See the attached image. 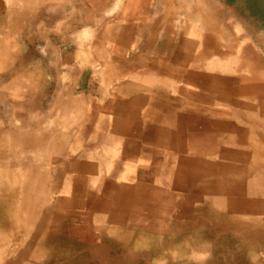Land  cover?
<instances>
[{
    "label": "rangeland",
    "instance_id": "374dc122",
    "mask_svg": "<svg viewBox=\"0 0 264 264\" xmlns=\"http://www.w3.org/2000/svg\"><path fill=\"white\" fill-rule=\"evenodd\" d=\"M91 2L0 0V264H264V0Z\"/></svg>",
    "mask_w": 264,
    "mask_h": 264
},
{
    "label": "bare ground",
    "instance_id": "6f19581e",
    "mask_svg": "<svg viewBox=\"0 0 264 264\" xmlns=\"http://www.w3.org/2000/svg\"><path fill=\"white\" fill-rule=\"evenodd\" d=\"M11 1H13V0H10V2ZM20 3H22L23 5H28V6H33V5H35L37 2H39V1H42V0H18ZM49 1V0H48ZM75 1V0H74ZM113 1V0H112ZM9 2V1H8ZM73 2V1H72ZM108 2V1H107ZM69 3V2H68ZM14 4V3H13ZM90 4H95V7L97 6L96 4L97 3H95V0H92V2L90 3ZM3 5V4H2ZM64 5V4H63ZM66 5V4H65ZM58 6V5H57ZM56 6V7H57ZM107 6V5H106ZM1 7H3V6H1ZM69 7V6H68ZM80 7V6H79ZM98 7H100V6H98ZM109 7V6H108ZM111 7V6H110ZM163 7V6H162ZM47 8H49V7H47ZM53 9V8H52ZM88 9V8H87ZM86 9V10H87ZM112 9V8H111ZM24 10V9H23ZM79 10V9H78ZM82 10V9H81ZM85 10V9H84ZM21 11V10H20ZM34 11V10H33ZM71 11V10H70ZM75 11V10H74ZM80 11V10H79ZM110 11V10H109ZM129 11V10H128ZM184 11V10H183ZM67 12H69V11H67ZM76 12V11H75ZM27 13V12H26ZM77 13H79L78 11H77ZM101 13V12H100ZM90 14V13H89ZM119 14V13H118ZM25 15V14H24ZM46 15V14H45ZM78 15V14H77ZM79 15H80V13H79ZM2 16V15H1ZM66 16V15H65ZM87 16V15H86ZM75 17V16H74ZM90 17V16H89ZM206 17V16H205ZM208 17V16H207ZM59 18V17H58ZM98 18V17H97ZM202 18H203V16H202ZM121 19V18H120ZM214 19V18H213ZM2 20V19H1ZM18 20V19H17ZM50 20V19H49ZM184 20V19H183ZM188 20V19H187ZM211 20V19H210ZM46 21V20H45ZM209 21V20H208ZM49 22H51V21H49ZM62 22V21H61ZM92 23H94L95 25H96V23L95 22H92ZM107 23V22H106ZM214 23V22H213ZM44 25H45V23H44ZM49 25V24H48ZM203 25V24H202ZM214 25H215V23H214ZM141 26V25H140ZM208 26V25H207ZM56 27H57V25H56ZM61 27V26H60ZM142 27V26H141ZM19 28L21 29V31L23 32V35H24V38L27 40V41H29V43H35V41L36 40H38V38H39V35L36 33L35 35H34V32L31 34V33H29V31H32L31 29H27V30H22V26H19ZM37 28V27H36ZM35 28V31H38V29H36ZM40 28V27H39ZM47 28V27H46ZM64 28V27H63ZM103 28V27H102ZM54 30H56V29H54ZM216 30H217V27H216ZM15 31V30H14ZM13 31V32H14ZM20 31V30H19ZM41 31V30H40ZM39 31V32H40ZM213 31V30H212ZM218 31V30H217ZM220 31V30H219ZM218 31V32H219ZM18 32V31H17ZM16 32V33H17ZM38 32V33H39ZM43 32V31H42ZM53 32V31H52ZM99 32V31H98ZM209 32H210V30H209ZM47 33V32H46ZM56 33V32H55ZM100 33V32H99ZM212 33H214V32H212ZM13 34V33H12ZM11 34V35H12ZM220 34V33H219ZM61 35V34H60ZM208 35V34H207ZM214 35H215V33H214ZM41 36H42V34H41ZM97 36V35H96ZM217 36V35H216ZM10 37V36H9ZM47 37V36H46ZM77 37V36H76ZM214 37V36H213ZM73 38V37H72ZM216 38V37H215ZM44 38L42 37V40H43ZM46 39V38H45ZM48 39V38H47ZM6 40H7V38H6ZM15 40V39H14ZM95 40V39H94ZM40 41V40H39ZM97 41V40H96ZM6 42V41H5ZM15 42H16V40H15ZM14 42V43H15ZM77 42H78V40H77ZM100 42V41H99ZM98 42V43H99ZM136 42V41H135ZM18 44V43H17ZM135 44V43H134ZM224 44V43H223ZM3 45V44H2ZM19 45V44H18ZM80 45V44H79ZM17 46V45H16ZM22 46V45H21ZM36 46V45H35ZM39 46V45H38ZM48 46H49V44H48ZM33 48V47H32ZM48 50V49H47ZM78 50V49H77ZM80 50V49H79ZM16 51H18V50H16ZM32 51V50H31ZM46 51V50H45ZM87 51V50H86ZM80 52H81V50H80ZM17 53V52H16ZM48 53H49V51H48ZM24 54H26V53H24ZM135 54V53H134ZM16 56H18L17 54H16ZM26 56H27V54H26ZM42 56V55H41ZM51 56V55H50ZM94 57V56H93ZM26 58V57H25ZM46 58V57H45ZM41 59H42V57H41ZM54 59V58H53ZM62 59V58H61ZM53 61V60H52ZM118 61V60H117ZM116 61V62H117ZM139 61V60H138ZM144 61V60H143ZM96 62H98L97 60H96ZM140 63V62H139ZM51 65V64H50ZM143 65H144V63H143ZM48 66V65H47ZM57 71V70H56ZM32 72V71H31ZM67 72V71H66ZM69 72H71V71H69ZM54 73V72H53ZM1 74V73H0ZM33 75V74H32ZM92 76H93V78H91V79H89V82L90 81H92V80H94L95 81V77H97V74H96V72L95 73H93L92 74ZM107 76V75H106ZM8 78V77H7ZM11 79V78H10ZM1 81V80H0ZM16 83V82H15ZM21 83V82H20ZM113 84V83H112ZM118 84H119V82H118ZM19 85V84H18ZM21 85V84H20ZM97 85V84H96ZM114 85V84H113ZM90 87V86H89ZM3 88H5V86L3 87ZM7 88V87H6ZM9 92V91H8ZM114 92V97L112 98V99H110L109 101H108V105L109 106H107V108H109V107H111V110L109 111V112H105V113H108L109 115H105V114H103L102 116H109L110 117V119H111V121H112V118L113 117H111V116H114V117H116V116H119V115H121V111H119L118 109H117V106H121V105H125L126 104V98H123L119 93H118V90L115 92V91H113ZM97 95V94H96ZM5 96V95H4ZM44 96V95H43ZM6 97V96H5ZM4 98V97H3ZM24 99V98H23ZM38 99V98H37ZM39 100V99H38ZM97 101V100H96ZM16 102V101H15ZM129 103V102H128ZM9 104V103H8ZM21 105V104H20ZM92 106H93V104H92ZM131 106V105H130ZM14 107V106H13ZM20 107V106H19ZM27 107V106H26ZM123 107V106H122ZM24 107H21L15 114H17V117H19V118H24V112L26 113V114H28V113H30V111L32 112V110L35 108V105H32V107H31V109H30V111L29 110H27V109H23ZM121 108V107H120ZM14 109H16V108H14ZM4 110V109H3ZM2 110V111H3ZM11 110H13V109H11ZM0 112H1V110H0ZM7 112V111H6ZM126 113V112H125ZM3 114V113H2ZM5 114V113H4ZM3 114V115H4ZM31 114V113H30ZM30 114L28 115V117L30 116ZM124 114V113H123ZM26 117V116H25ZM58 117V116H57ZM123 118V116L121 117V119ZM8 119H10V118H8ZM105 119L106 118H103L101 121H100V123H99V126H100V129H101V127H103V126H105V125H107L106 123L107 122H105ZM114 120V119H113ZM115 120H117V118L115 119ZM119 120V119H118ZM126 120V119H125ZM133 120L134 121H136V123H138V117H135V115H134V118H133ZM6 122V121H5ZM32 122V121H31ZM117 122V121H116ZM113 123V122H112ZM5 124V123H4ZM46 124V123H45ZM116 124V123H115ZM93 125V124H92ZM124 122L123 123H121V124H119V125H115L117 128H119V130H121V129H123L124 128ZM44 126V125H43ZM18 127H20L19 125H18ZM11 128V127H10ZM26 128V127H25ZM82 128H85V130H87V131H90V128H89V126H85V125H83L82 126ZM78 132H80V131H78ZM84 132V131H83ZM116 132V131H115ZM0 133H1V137H4V136H6V134H9V136H11L10 137V141L12 142V145H14V143H15V146H18L19 144H21L20 142H22V143H25V144H29V145H32V147H33V149L34 150H37L40 146H42L43 144H45V142H46V139L43 137H41V139H40V137H38V138H36L35 136H31V137H28V138H22L23 140H21V138H19V137H14L13 136V132L11 131V130H8V129H6L4 126H3V128L2 127H0ZM26 133V132H25ZM81 133V132H80ZM92 133H95V132H92ZM97 133V132H96ZM98 134H100V132L98 133ZM242 138H243V136H242ZM9 141V142H10ZM48 141H49V139H48ZM75 141V140H74ZM250 141V140H249ZM3 142V141H2ZM18 142V143H17ZM243 142V141H242ZM251 142V141H250ZM2 144V143H1ZM251 144V143H250ZM96 145V144H95ZM251 145H253V144H251ZM95 149V146H92V147H90L89 148V151L91 150H94ZM253 149V148H252ZM30 150V149H29ZM28 152V151H27ZM6 155V154H5ZM68 152H66V153H64V154H62V155H60V156H56V157H54V158H50V159H48L47 160V158L46 157H41L42 158V161H43V165L45 166V165H47L48 163H50V165H51V167H57V168H59V167H61V165H62V162H63V160H64V158H67L68 157ZM254 156V155H253ZM50 161V162H49ZM40 162V161H39ZM48 162V163H47ZM4 163H6V162H4ZM7 165V164H6ZM7 168V167H6ZM13 177V176H12ZM6 178V177H5ZM23 213V212H22ZM23 220L24 221H27L28 219L24 216L23 217Z\"/></svg>",
    "mask_w": 264,
    "mask_h": 264
}]
</instances>
